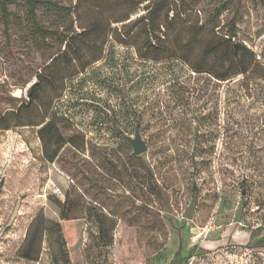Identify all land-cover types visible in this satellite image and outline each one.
Returning a JSON list of instances; mask_svg holds the SVG:
<instances>
[{
	"label": "rangeland",
	"instance_id": "374dc122",
	"mask_svg": "<svg viewBox=\"0 0 264 264\" xmlns=\"http://www.w3.org/2000/svg\"><path fill=\"white\" fill-rule=\"evenodd\" d=\"M52 1L40 27L95 24L74 47L104 51L74 77L60 58L42 71L60 37L32 31L24 0L0 9V114L53 78L0 125V264H264V0H170L150 39L158 0ZM48 115L74 138L56 158L29 126Z\"/></svg>",
	"mask_w": 264,
	"mask_h": 264
},
{
	"label": "trees",
	"instance_id": "16d2710c",
	"mask_svg": "<svg viewBox=\"0 0 264 264\" xmlns=\"http://www.w3.org/2000/svg\"><path fill=\"white\" fill-rule=\"evenodd\" d=\"M5 1L6 0L0 1V9L3 11L4 15H6V9H5L6 3H5ZM169 1L170 0H158L153 5L151 10L147 12V15L144 18L145 24L142 25V30H143L144 34L146 35V37H148L147 39H150L151 36H153L156 28H158V29L160 28L161 22H160L159 13H160V10H162V8L165 5H167V3ZM24 8H25L26 19L30 23L32 31L37 36H40L42 38H45L48 36L56 37V38L60 37V42L64 46L63 51H60V52L54 54L50 58L49 63L43 68L42 71H47L49 73L51 71V68L53 67V65L60 58V59L66 61V64H67L66 69L70 68L71 70H73L76 68V69L80 70L79 73L75 72L74 74H70V76H67V77H74V76H77L79 74L85 73L89 66L93 65L95 62L102 59V57L100 56V53H102V51H104L103 47L91 48V44H89V43H86V44L82 43L81 47H79V46L74 47L76 45V40H79L85 34H88L95 29V27H96L95 24L91 25L87 29L81 28V32L78 34L72 33V34L68 35L66 32H59V29H57V28L43 29L42 27H40V25L38 23V20H37L38 17L37 16H38V13L40 10H45L49 14L50 13L57 14L59 11H62V8H60L59 5L56 4L54 1H52V0H24ZM129 17H130V15L127 14L122 21L128 20ZM215 28L216 27H213V29H215ZM109 32L111 33L110 30H109ZM217 44H219V42ZM214 48H216V46H214ZM240 48H241V46H239L238 44H232V45L230 44L229 45L227 43V49L224 50V53H227L228 55L233 56V59L236 60L238 58L239 52L241 51ZM81 50H96L99 52V56L93 57L89 61H85L81 57ZM224 58H226V57H224ZM74 59L77 60V63L75 64L76 66H74L72 64ZM223 62L227 63L226 60ZM195 70L197 72H201L198 69H195ZM247 71H248V69L242 68V69H239L238 72L235 73V75L246 74ZM208 73L215 75V77L220 81L227 80V76L221 77V76L215 74L213 71L211 72L210 70ZM35 78H36V82L30 88H28L25 91V95H24L25 100H21V104L19 106H16L15 103L17 100L15 98H13L12 96L8 97V101L10 103H14L15 110L14 111H6L5 113L0 114V125H2L3 123H6V126L1 127L2 129L8 130L9 129L8 124L11 121L19 120L20 113H22L24 110H27L29 112L30 111L29 105H31L33 102H36L39 100V98H40L39 87H40V79L41 78L46 79V82L49 84H50L51 80L53 79L51 77V74H49V77L48 76H42V74H40V75H37ZM28 116L31 117V115H28ZM19 126H21V125H15V127H19ZM25 126H27V125H25ZM29 126L38 128L37 133L39 134V136L43 142L44 152H45V154L50 155L51 158H56V153L58 152V150H61L63 147H65L67 145H70V143H68V141L74 140L72 135L68 136V138L63 136V134L61 133V131L59 130V128L57 126V123L54 121V118H52L49 115L44 117L42 119V121H40V123H38L37 125H29ZM123 140H124V137H123ZM25 259L35 261V260H32L29 255L25 256Z\"/></svg>",
	"mask_w": 264,
	"mask_h": 264
},
{
	"label": "water",
	"instance_id": "95a60500",
	"mask_svg": "<svg viewBox=\"0 0 264 264\" xmlns=\"http://www.w3.org/2000/svg\"><path fill=\"white\" fill-rule=\"evenodd\" d=\"M14 98H20L21 97V91H16L12 94ZM124 140L129 144V146L132 149V155L137 157L141 154L145 153L147 151V145L145 141L142 139L140 133L138 131H135L133 136H126L124 137Z\"/></svg>",
	"mask_w": 264,
	"mask_h": 264
}]
</instances>
